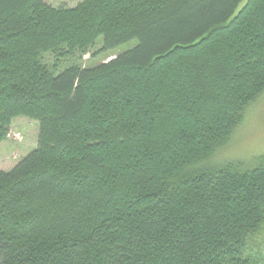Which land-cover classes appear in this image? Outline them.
<instances>
[{
  "label": "trees",
  "instance_id": "16d2710c",
  "mask_svg": "<svg viewBox=\"0 0 264 264\" xmlns=\"http://www.w3.org/2000/svg\"><path fill=\"white\" fill-rule=\"evenodd\" d=\"M243 2L0 0V143L40 125L0 171V264H264V155L197 169L264 95V0ZM100 39L137 45L71 60Z\"/></svg>",
  "mask_w": 264,
  "mask_h": 264
},
{
  "label": "rangeland",
  "instance_id": "374dc122",
  "mask_svg": "<svg viewBox=\"0 0 264 264\" xmlns=\"http://www.w3.org/2000/svg\"><path fill=\"white\" fill-rule=\"evenodd\" d=\"M81 0H44L48 5L56 8L66 7L75 8ZM248 0L240 5V11ZM137 45L132 41L116 50L103 53V39L98 41V46L91 49L90 53L82 56L78 54V63L83 67H93L103 62L112 60L115 55L122 54ZM99 50H102L98 56ZM48 65L54 62V56H47L45 59ZM72 62L65 60L61 63L60 70L68 67ZM40 125L27 117H19L13 120L8 135V139L0 143V171H11L23 158L37 147ZM264 155V95L253 104L244 122L234 133L231 141L220 149L214 157L201 162L198 171H208L220 168L228 163L242 162L248 166H253L257 157ZM256 244L264 245V231L255 238Z\"/></svg>",
  "mask_w": 264,
  "mask_h": 264
},
{
  "label": "crops",
  "instance_id": "0c3cea01",
  "mask_svg": "<svg viewBox=\"0 0 264 264\" xmlns=\"http://www.w3.org/2000/svg\"><path fill=\"white\" fill-rule=\"evenodd\" d=\"M3 171V170H2Z\"/></svg>",
  "mask_w": 264,
  "mask_h": 264
}]
</instances>
